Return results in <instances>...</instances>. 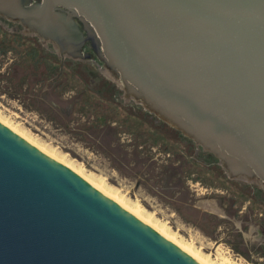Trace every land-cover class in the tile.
I'll return each instance as SVG.
<instances>
[{"label": "water", "instance_id": "water-1", "mask_svg": "<svg viewBox=\"0 0 264 264\" xmlns=\"http://www.w3.org/2000/svg\"><path fill=\"white\" fill-rule=\"evenodd\" d=\"M24 4L0 0V11L49 37L72 29L74 51L80 33L54 6L75 8L125 79L264 181V0ZM0 264L199 263L0 123Z\"/></svg>", "mask_w": 264, "mask_h": 264}, {"label": "rangeland", "instance_id": "rangeland-1", "mask_svg": "<svg viewBox=\"0 0 264 264\" xmlns=\"http://www.w3.org/2000/svg\"><path fill=\"white\" fill-rule=\"evenodd\" d=\"M24 1V7L43 3ZM54 9L80 33L77 56L22 13L0 11V48L7 50H0V120L129 207H140L213 263L264 264V181L213 140L207 142L225 159L153 111L107 57L91 22L73 7ZM22 68L29 73L22 75ZM106 124L115 130L97 132ZM239 167L251 176L236 173Z\"/></svg>", "mask_w": 264, "mask_h": 264}, {"label": "bare ground", "instance_id": "bare-ground-1", "mask_svg": "<svg viewBox=\"0 0 264 264\" xmlns=\"http://www.w3.org/2000/svg\"><path fill=\"white\" fill-rule=\"evenodd\" d=\"M64 23L58 22L57 26L59 27V29H63L64 27ZM68 33L71 35L69 37V40H65L64 38H61L63 40H65V42L60 44V47L63 51H66L69 55L72 56H77L78 53L74 51L73 45L78 43L76 41V38L74 37V31L72 29L68 30ZM120 67V66H119ZM122 70V67H120ZM135 90H131L132 93ZM137 94V93H135ZM145 100L147 102H151L150 104L152 105V109L153 111L162 114L165 118H167L173 125H175L176 127H178L179 129H181L182 131H184L186 134H190V136L193 134L190 132V130H188L187 128H185V126L183 124H181L177 118L171 116V114H169L166 110L162 109L161 107L157 106V104L152 101L149 97H146ZM1 118V117H0ZM0 122L5 125L6 127H8L9 129H11L15 134H17L19 137H21L23 140H25L27 143H31L30 145H32L33 147H35L37 150L41 151L43 154L47 155L49 158L55 160L56 162L64 165L65 167H67L68 169L74 171L76 174H78L79 176H81L82 178H84L95 190H97L98 192H100L103 196H105L106 198H108L110 201L114 202L115 204L119 205L121 208H123L125 211H127L129 214H131L132 216H134L135 218H137L138 220H140L142 223H144L146 226H148L149 228H151L152 230H154L155 232H157L158 234H160L163 238H165L168 242H170L171 244H173L174 246H176L177 248H179L182 252H184L187 256H189L191 259L195 260L196 262H198L199 264H215L212 262V260H210L209 258L205 257L204 255H202V253H200L199 251L194 249V246L192 247L191 244H186L183 241L180 240L177 241L175 236H172L173 234H171V231L169 232L168 229L166 228V225H160V223L158 224L157 222L154 221V219L150 216H145L143 215L140 207H129V203H126L123 197H120L118 194L111 192L110 190L106 189L104 187V185H102V183L100 182H95L90 180L88 177H84L82 175V171H78V169H74L72 166L66 164L64 161L65 160H60L58 158H56L55 155L48 153L47 151H45V149L40 148L39 146H37L35 143H33L32 140L27 139L28 137L26 135H22V133H19V131L15 130L14 128H11L9 125H7L6 123L8 122H3L0 120ZM17 129V128H16ZM27 138H26V137ZM205 146H207L210 150H215L218 152V150H216L215 146L211 145L209 142H202ZM219 156L222 159H225L224 156L220 153ZM55 158V159H54ZM228 161V160H227ZM245 164V163H244ZM237 164L235 163V166ZM235 172L241 175H245V176H251V174H249L247 172L246 169H244L243 167H239L237 169H235Z\"/></svg>", "mask_w": 264, "mask_h": 264}, {"label": "trees", "instance_id": "trees-1", "mask_svg": "<svg viewBox=\"0 0 264 264\" xmlns=\"http://www.w3.org/2000/svg\"><path fill=\"white\" fill-rule=\"evenodd\" d=\"M1 22L3 23V24H6L7 22L4 20H1ZM8 25V24H7ZM17 39H15V41H19V39L21 40V37H16ZM34 41H37L38 42V40L37 39H35ZM36 42V43H37ZM0 50H1V53H5L6 54V49H2V48H0ZM39 62H36L35 64L37 65ZM41 66L40 65H37V67H36V69H39ZM25 69V68H24ZM24 69L22 68V75H26V74H28L29 72L27 71H25L24 72ZM47 72V69H45V70H40L39 72H38V74H37V82H41L42 81V79H41V77H44V74H47L46 73ZM24 83H22L21 82V85H23ZM142 118H143V120L144 121H148V117L146 116V115H142L141 116ZM149 123V122H148ZM153 122H150L149 124H152ZM151 126V125H150ZM153 126V127H152ZM151 127L152 128H158L159 126H154V125H152ZM115 129H113V128H111V126L109 125V124H106V125H104V126H99V129H97V132H102V131H105V133L107 132V133H110V132H113ZM174 133V135H176L178 138L179 137H182L181 135H179V133H177V132H173ZM185 143L187 142L188 143V141H186V140H183ZM193 155V154H192ZM192 160H193V162L194 163H200V159H199V157H198V155H194L193 157H192Z\"/></svg>", "mask_w": 264, "mask_h": 264}]
</instances>
